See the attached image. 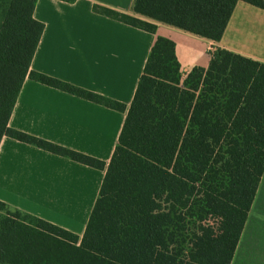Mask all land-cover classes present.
Segmentation results:
<instances>
[{
    "label": "trees",
    "instance_id": "obj_1",
    "mask_svg": "<svg viewBox=\"0 0 264 264\" xmlns=\"http://www.w3.org/2000/svg\"><path fill=\"white\" fill-rule=\"evenodd\" d=\"M37 2L0 4V144L7 136L104 169L9 126L27 78L127 109L31 70L45 29ZM239 2L264 10V0H135L134 12L220 42ZM94 11L157 32L135 16ZM263 178L264 64L218 48L208 68L185 74L175 42L158 37L83 237L0 201V264H232Z\"/></svg>",
    "mask_w": 264,
    "mask_h": 264
},
{
    "label": "crops",
    "instance_id": "obj_2",
    "mask_svg": "<svg viewBox=\"0 0 264 264\" xmlns=\"http://www.w3.org/2000/svg\"><path fill=\"white\" fill-rule=\"evenodd\" d=\"M134 3L38 0L34 12L45 29L31 70L123 104L125 112L27 78L9 122L14 130L101 161L104 169L7 136L0 144V201L80 238L158 37L175 42L185 74L195 67L208 68L218 48L264 64V10L239 2L222 40L214 42L136 15ZM95 6L156 24L157 32L98 14Z\"/></svg>",
    "mask_w": 264,
    "mask_h": 264
},
{
    "label": "rangeland",
    "instance_id": "obj_3",
    "mask_svg": "<svg viewBox=\"0 0 264 264\" xmlns=\"http://www.w3.org/2000/svg\"><path fill=\"white\" fill-rule=\"evenodd\" d=\"M9 0H0V4ZM210 224L216 228V223ZM233 264H264V178L249 215L241 245Z\"/></svg>",
    "mask_w": 264,
    "mask_h": 264
}]
</instances>
